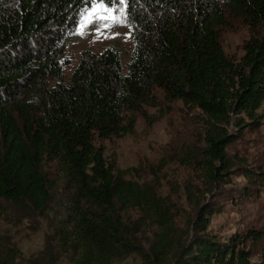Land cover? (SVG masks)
<instances>
[{
  "label": "trees",
  "instance_id": "1",
  "mask_svg": "<svg viewBox=\"0 0 264 264\" xmlns=\"http://www.w3.org/2000/svg\"><path fill=\"white\" fill-rule=\"evenodd\" d=\"M97 1L0 0V211L60 210L57 253L51 246L43 262L22 263L0 252V264H57L61 254L70 264L133 254L140 264H264V229L222 235L205 201L235 169L251 176L228 146L264 119V0H126L133 48L125 64L116 46L88 47L67 72L68 40ZM230 20L251 33L239 59L221 39ZM161 99L203 119L202 142L178 156L199 182L173 186V196L132 178L100 143L133 133L145 106Z\"/></svg>",
  "mask_w": 264,
  "mask_h": 264
},
{
  "label": "rangeland",
  "instance_id": "2",
  "mask_svg": "<svg viewBox=\"0 0 264 264\" xmlns=\"http://www.w3.org/2000/svg\"><path fill=\"white\" fill-rule=\"evenodd\" d=\"M95 2L87 9L73 35L68 40V55L71 63L67 72L78 63L81 51L91 47L100 51L109 45L122 51L123 63L128 60L133 48L132 29L127 22L125 6L119 2L113 6V15L120 16L124 8V23L99 20L97 15L89 16ZM111 23V27H105ZM251 33L240 20H230L222 29L221 39L228 55L239 59L244 53L245 42ZM146 113L140 115L133 133L123 137L104 139L100 143L108 158L116 159L120 168L129 169L134 179L158 183L162 194L173 196V186L184 189L186 184L199 182V175L192 166L178 161L186 145L202 142L203 123L201 111L187 106L182 101L166 102L145 106ZM230 154L245 161L251 171L248 177L235 169L231 182L221 186L216 196L207 195L217 210L211 215L212 230L227 235L236 228L253 224L264 229V119L258 128L246 129L242 138L228 146ZM183 199L182 213L189 212L190 206ZM214 197V198H211ZM55 205L47 215L26 216L17 208L2 207L0 211V252L17 262L27 263L41 260L49 250H57L55 226L60 210ZM49 256V255H48ZM51 259V257L49 256ZM141 257L133 254L114 264H140ZM57 264H70L61 254Z\"/></svg>",
  "mask_w": 264,
  "mask_h": 264
},
{
  "label": "snow or ice",
  "instance_id": "3",
  "mask_svg": "<svg viewBox=\"0 0 264 264\" xmlns=\"http://www.w3.org/2000/svg\"><path fill=\"white\" fill-rule=\"evenodd\" d=\"M111 2V0H110ZM120 4H125L126 0H119ZM116 9L114 7H109L104 2V0H98V3L94 5L93 10L89 13V16L97 15L99 20L111 21L113 23H124V20L121 18L124 16V8H120V16L113 15ZM105 27H111V23H106Z\"/></svg>",
  "mask_w": 264,
  "mask_h": 264
}]
</instances>
